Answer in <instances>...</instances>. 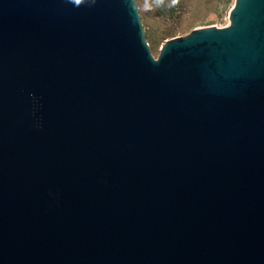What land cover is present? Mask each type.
I'll use <instances>...</instances> for the list:
<instances>
[{"label": "water", "instance_id": "1", "mask_svg": "<svg viewBox=\"0 0 264 264\" xmlns=\"http://www.w3.org/2000/svg\"><path fill=\"white\" fill-rule=\"evenodd\" d=\"M0 264H264V0H0Z\"/></svg>", "mask_w": 264, "mask_h": 264}, {"label": "rangeland", "instance_id": "2", "mask_svg": "<svg viewBox=\"0 0 264 264\" xmlns=\"http://www.w3.org/2000/svg\"><path fill=\"white\" fill-rule=\"evenodd\" d=\"M235 0H136L139 14L155 56L170 39L207 27L229 24Z\"/></svg>", "mask_w": 264, "mask_h": 264}, {"label": "clouds", "instance_id": "3", "mask_svg": "<svg viewBox=\"0 0 264 264\" xmlns=\"http://www.w3.org/2000/svg\"><path fill=\"white\" fill-rule=\"evenodd\" d=\"M76 2H77V3H79V2H80V0H76ZM173 2H175V0H173Z\"/></svg>", "mask_w": 264, "mask_h": 264}]
</instances>
